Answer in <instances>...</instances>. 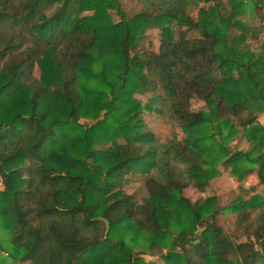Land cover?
Instances as JSON below:
<instances>
[{
    "label": "trees",
    "instance_id": "trees-1",
    "mask_svg": "<svg viewBox=\"0 0 264 264\" xmlns=\"http://www.w3.org/2000/svg\"><path fill=\"white\" fill-rule=\"evenodd\" d=\"M141 2L0 0V264H264V48L245 41L264 25L252 33L243 0ZM155 27L157 49L137 50ZM144 109L182 139L157 140ZM216 165L261 190L189 200ZM137 174L139 201L122 189ZM222 212L251 238L232 241Z\"/></svg>",
    "mask_w": 264,
    "mask_h": 264
},
{
    "label": "rangeland",
    "instance_id": "rangeland-1",
    "mask_svg": "<svg viewBox=\"0 0 264 264\" xmlns=\"http://www.w3.org/2000/svg\"><path fill=\"white\" fill-rule=\"evenodd\" d=\"M120 2L121 8L123 11H126L128 16L133 15L137 12L141 6L143 5L141 0H118ZM249 0H243L245 2L244 12L242 14V20L247 22L249 25L254 24L256 27L253 29V32L260 29L262 25H264V9L261 11L260 18L259 13H255L250 8ZM198 6H205L201 3ZM196 10L193 11L192 16L195 18ZM112 18L114 20H118L119 17L115 11H111ZM171 30L174 38L177 36V31L179 29H184V27H178L172 23ZM187 35L193 36L197 35L195 30L186 31ZM257 41L249 40L245 38V41L249 48L252 50H259L264 48V28L261 31L257 32ZM158 29L148 28L145 31V36L138 40L139 44L137 50H141L144 48H151L153 50L157 49L158 42ZM33 75H37L36 68L33 69ZM137 98L143 104L147 101L148 94H136ZM189 104L192 109H199L202 107L201 100L193 98L189 101ZM143 119L145 122V126L148 130H151L152 133L156 136V139L159 141H164L168 138H173L175 140H181V131L178 128H173L169 125L165 120L160 119L155 112H151L149 110H143ZM257 120L264 125V114L260 113L257 115ZM81 122L91 123L92 121L89 119H81ZM122 141V140H121ZM230 148L243 149L247 148V143L243 138L237 137L233 139L230 144ZM217 166L218 174L210 179L207 182L206 187L203 191L198 192L194 188L190 187L189 189H185V193L189 200L200 199L203 196L212 195L216 199V205L219 208L225 206L230 200L235 198V196L246 197L247 195H251L254 191L261 190V184L258 183L255 171L245 172L243 177L238 180L236 177L230 175L228 173V169L223 166ZM142 174L132 175L127 182L122 186L125 195L131 194L134 199L137 201L144 195H146V190L143 185ZM2 188V184L0 183V190ZM215 223L232 241L241 242L246 240L247 238H251L249 234V229L245 228V223L238 224L236 222V216L231 213H218L215 215ZM144 260H154L155 258H159V251L151 250L146 251L140 254ZM9 264V263H7ZM156 264H162L161 262H156Z\"/></svg>",
    "mask_w": 264,
    "mask_h": 264
}]
</instances>
